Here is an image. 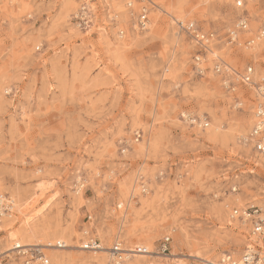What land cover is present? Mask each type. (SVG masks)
<instances>
[{"label":"rangeland","instance_id":"1","mask_svg":"<svg viewBox=\"0 0 264 264\" xmlns=\"http://www.w3.org/2000/svg\"><path fill=\"white\" fill-rule=\"evenodd\" d=\"M123 1L0 0V195L16 206L12 231L28 226L47 236L40 245L63 242L47 252L63 264H115L102 251L117 242L152 253L120 264L239 258L247 226L230 211L264 205V155L240 142L254 90L197 76L195 48L175 23L215 32V57L237 73L252 66L254 82H264V39L249 49L224 40L240 19L248 24L240 41L251 39L264 26V0H150L143 33L129 29ZM82 5L88 28L74 19ZM84 231L103 250H80ZM7 234L1 249L15 242Z\"/></svg>","mask_w":264,"mask_h":264},{"label":"built area","instance_id":"2","mask_svg":"<svg viewBox=\"0 0 264 264\" xmlns=\"http://www.w3.org/2000/svg\"><path fill=\"white\" fill-rule=\"evenodd\" d=\"M246 0H236L238 7L242 6V2ZM152 3L150 0H125L124 9L129 19L130 30L132 32L143 33L148 30L149 12ZM77 25L80 28H88L92 24V14L89 8L81 6L74 16ZM117 19L114 15L110 21L113 23ZM116 23V22H115ZM176 27L180 32L185 33L193 47L195 53L192 57V67L194 73L203 77L210 73L219 76L223 87L228 91H234L232 85L234 82L244 86L252 87L254 90V108L251 115V126L245 137L240 138L241 144L251 146L257 154L264 155V82L256 83L253 80L254 69L252 66H245L241 73H237L229 64L215 57L213 47L218 42V36L213 31H202L198 29L192 22L177 21ZM248 31V24L245 19L238 20L234 26L227 30L224 40L227 45H242L245 49L251 48L255 43L264 39V26L261 27L256 34L244 42L239 39V34ZM119 38L125 36V30L122 28L117 31ZM208 55L212 58L209 59ZM210 61V66H207ZM184 121L192 127L205 128L208 123L205 120L192 116L183 117ZM231 192H236V187L231 188ZM13 201L8 196L0 195V224L3 220L9 219L13 213ZM229 218L231 221L237 220L247 226L246 245L239 258H234L229 254H224L213 261H188L186 264H264V205H247L242 208L233 207L230 211ZM88 220L90 217L88 216ZM2 230H0V234ZM87 237L85 241L79 245L80 250L87 252H97L101 249L98 240L88 237L87 231L83 232ZM169 237L163 238L160 246V252H167ZM65 249L63 242H55L54 244H45L39 246H20L12 243L6 249L0 248V264H49L48 251ZM112 261L115 264L124 262L126 255H143L147 253L144 247L136 246L127 252L123 251L119 242L115 243L109 250ZM198 262V263H195Z\"/></svg>","mask_w":264,"mask_h":264},{"label":"bare ground","instance_id":"3","mask_svg":"<svg viewBox=\"0 0 264 264\" xmlns=\"http://www.w3.org/2000/svg\"><path fill=\"white\" fill-rule=\"evenodd\" d=\"M125 1H123L124 3ZM228 4V3H227ZM124 6V4L122 5ZM125 10V9H124ZM126 13V12H125ZM128 17V16H127ZM130 19V18H129ZM150 21V20H149ZM150 26V24H149ZM148 26V28H149ZM123 46V45H122ZM247 133V132H246ZM229 135V134H228ZM244 138V137H243ZM249 147V146H248ZM262 163H264V159L262 161ZM29 198V197H28ZM152 199V198H151ZM158 199V198H156ZM144 201V200H143ZM234 201H239V199L235 196L234 197ZM14 202V201H13ZM32 203L31 200L29 202H27V205L28 207L32 208ZM22 204V203H21ZM25 204V203H24ZM143 204V203H142ZM14 206V205H13ZM25 206V207H26ZM16 206H14L15 208ZM25 207L24 208H21L20 205L17 206V212L20 213L21 215L24 216V212H26L25 210ZM28 209V208H27ZM25 218V217H24ZM28 218V217H27ZM33 220V219H32ZM34 222V221H33ZM28 223H32L31 221L28 222L27 220L23 222L22 225H28ZM33 224V223H32ZM35 224V223H34ZM13 226H14V222L12 221L11 217L9 219H5L2 221V223L0 224V230H5V231H8V234H7V240L6 241H13L15 240V242H12L14 244H19L20 246H39L42 241H44L46 239L47 236L43 235V234L39 231V230H36V229H33V228H30L28 226H21L19 229L12 231L13 229ZM35 226V225H34ZM48 235V234H47ZM40 238H42V240H40ZM40 241V242H39ZM46 244H51L50 242H47ZM45 245V244H44ZM6 249V248H5ZM147 249V248H146ZM103 250V249H101ZM107 250V248L105 249ZM105 250H103L102 252H104L105 254H110L109 252V248H108V251L105 252ZM123 251L127 252L129 250H132L131 248H122ZM146 254H152L151 251H149L147 249V253ZM111 256V254H110ZM130 256H135V258L137 257V254H132V255H126V259H128ZM192 259L194 258L195 260L197 261H207L205 260L204 258H201L200 256H186L185 258H191ZM49 264H63L65 262V258L59 254H55V253H52L50 252L49 253ZM108 258V257H107ZM110 259V258H109ZM183 261V260H182ZM182 261H179V264H181ZM209 261V260H208ZM89 262L91 263H97V264H108V262H106V257H101V258H93L92 260H89ZM139 264V263H137Z\"/></svg>","mask_w":264,"mask_h":264}]
</instances>
